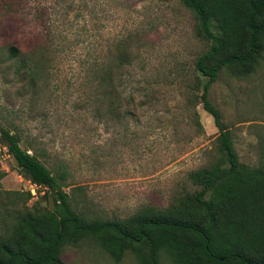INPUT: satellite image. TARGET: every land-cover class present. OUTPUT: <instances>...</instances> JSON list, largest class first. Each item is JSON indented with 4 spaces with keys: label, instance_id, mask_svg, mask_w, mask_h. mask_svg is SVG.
Here are the masks:
<instances>
[{
    "label": "rangeland",
    "instance_id": "374dc122",
    "mask_svg": "<svg viewBox=\"0 0 264 264\" xmlns=\"http://www.w3.org/2000/svg\"><path fill=\"white\" fill-rule=\"evenodd\" d=\"M196 24L183 0H0V121L38 142L53 172L67 170L66 189L91 215L125 218L146 206L165 208L199 189L189 172L218 155L219 130L196 87L205 79L194 69L211 41L197 36ZM11 43L44 63L33 87L9 60ZM120 45L136 60L120 89L135 94L137 107L127 117L95 116L93 105H81L87 62ZM209 98L232 130L240 160L258 165L264 153V54L247 76L223 69ZM0 188L32 189L1 149ZM35 192L29 204L54 207L42 188ZM62 257L68 264H139L132 251L115 261L91 238L66 244ZM162 264L174 263L163 256Z\"/></svg>",
    "mask_w": 264,
    "mask_h": 264
},
{
    "label": "trees",
    "instance_id": "16d2710c",
    "mask_svg": "<svg viewBox=\"0 0 264 264\" xmlns=\"http://www.w3.org/2000/svg\"><path fill=\"white\" fill-rule=\"evenodd\" d=\"M183 2L197 18V36L211 41L196 57L194 69L205 79L202 85L196 81V87L219 130L216 159L189 172L199 189L175 197L165 208L150 205L125 218L91 215L66 189L67 170L53 172L42 160L47 153L38 142L0 121V144L38 193L42 188V197L54 200L49 209L39 200L29 204L31 191L0 188V264H68L63 247L86 238L117 262L132 251L139 264H162L163 256L174 264H264V153L258 165L242 162L232 130L209 98L223 69L236 76L256 70L264 54V0ZM7 49L9 60L33 87L44 63L17 44ZM118 49L87 62L81 105H93L95 116L127 117L137 107L135 94L120 89L136 60L126 45Z\"/></svg>",
    "mask_w": 264,
    "mask_h": 264
},
{
    "label": "built area",
    "instance_id": "2783aa9c",
    "mask_svg": "<svg viewBox=\"0 0 264 264\" xmlns=\"http://www.w3.org/2000/svg\"><path fill=\"white\" fill-rule=\"evenodd\" d=\"M0 149L3 150L4 153L8 154V156H10V154L8 153V149H7L5 146H2V145L0 144ZM29 182H30V184H31V186H32L31 191H32V193H33V196H35V194H36V192H35V188L37 187V185H36L35 183L31 182L30 180H29Z\"/></svg>",
    "mask_w": 264,
    "mask_h": 264
}]
</instances>
